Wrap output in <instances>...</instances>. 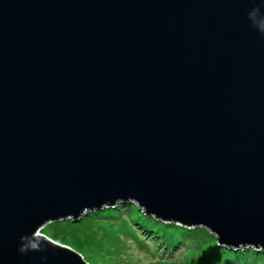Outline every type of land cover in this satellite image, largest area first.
<instances>
[{
  "label": "water",
  "instance_id": "obj_1",
  "mask_svg": "<svg viewBox=\"0 0 264 264\" xmlns=\"http://www.w3.org/2000/svg\"><path fill=\"white\" fill-rule=\"evenodd\" d=\"M124 203L264 251V0H0V264Z\"/></svg>",
  "mask_w": 264,
  "mask_h": 264
},
{
  "label": "rangeland",
  "instance_id": "obj_2",
  "mask_svg": "<svg viewBox=\"0 0 264 264\" xmlns=\"http://www.w3.org/2000/svg\"><path fill=\"white\" fill-rule=\"evenodd\" d=\"M90 214L95 218L89 230L71 232L69 225L75 223L64 221L39 233L73 249L88 264H264L260 249H229L206 228L142 216L133 203L105 207L76 223L84 222V217L87 221Z\"/></svg>",
  "mask_w": 264,
  "mask_h": 264
},
{
  "label": "trees",
  "instance_id": "obj_3",
  "mask_svg": "<svg viewBox=\"0 0 264 264\" xmlns=\"http://www.w3.org/2000/svg\"><path fill=\"white\" fill-rule=\"evenodd\" d=\"M96 216V215H95ZM87 221L84 217V222L78 224V223H75L73 225H69L70 227V231L72 232L73 230L74 231H86V230H89V226L92 225V219L95 218V217H92V214H90L88 217ZM82 220V219H81ZM84 223V224H83ZM64 232V229L62 230ZM58 232V231H57ZM56 234H59V233H56Z\"/></svg>",
  "mask_w": 264,
  "mask_h": 264
}]
</instances>
